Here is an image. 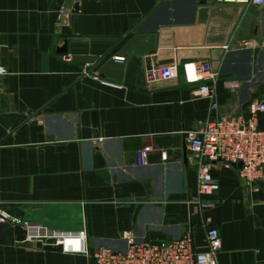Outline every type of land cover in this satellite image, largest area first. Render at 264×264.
<instances>
[{
	"label": "crops",
	"instance_id": "obj_1",
	"mask_svg": "<svg viewBox=\"0 0 264 264\" xmlns=\"http://www.w3.org/2000/svg\"><path fill=\"white\" fill-rule=\"evenodd\" d=\"M77 2V11H71ZM67 14V15H64ZM226 44V48L221 46ZM0 210L88 247L181 237L217 264H264V179L215 163L196 199L185 134L210 116L264 101V3L244 0H0ZM122 57L114 60L113 57ZM206 62L203 79L147 81L170 62ZM200 84L213 102L192 96ZM256 125L264 129V112ZM148 146L141 165L134 150ZM206 205H202L204 203ZM0 222V264H94L81 253L22 247Z\"/></svg>",
	"mask_w": 264,
	"mask_h": 264
},
{
	"label": "built area",
	"instance_id": "obj_2",
	"mask_svg": "<svg viewBox=\"0 0 264 264\" xmlns=\"http://www.w3.org/2000/svg\"><path fill=\"white\" fill-rule=\"evenodd\" d=\"M230 1V0H222ZM260 6L264 0H244ZM67 15V14H64ZM225 49L227 46H221ZM114 60L122 57L115 56ZM175 62L146 70L147 81L176 76ZM182 73L179 78L185 83H194L203 79L209 72L206 62L186 61L181 63ZM5 70L0 66V75ZM192 96H204L210 101V108L216 107L213 102L211 87L200 84L191 91ZM264 112L263 99H252L244 108L235 113H219L210 116L197 130L185 134L186 147L191 152L195 172L196 199L208 195L217 189V182L210 176L209 168L219 163L223 166H234L241 180L249 182L264 179V129L256 125L257 116ZM150 151L148 146L134 150L136 165H141L143 158ZM236 164H239L237 167ZM205 202L202 205H206ZM9 221L24 230V239L41 244L52 238L54 244H60L63 251L81 253L94 264H217L216 256L221 247L217 228L206 221L204 230V250H195L191 230H185L178 238L161 240H142L129 231L122 232V249H111L106 246L88 247L84 229L57 230L38 223L10 217L0 210V222ZM67 242L65 248L64 242Z\"/></svg>",
	"mask_w": 264,
	"mask_h": 264
},
{
	"label": "water",
	"instance_id": "obj_3",
	"mask_svg": "<svg viewBox=\"0 0 264 264\" xmlns=\"http://www.w3.org/2000/svg\"><path fill=\"white\" fill-rule=\"evenodd\" d=\"M79 8L77 7V2L73 3V8H71V11H77ZM0 56L3 60H5V50L2 48L0 49ZM182 63V62H181ZM181 63L177 64L176 66V83L173 87L177 88H185L186 85L184 83H180L179 81V75L182 73V67ZM238 167L239 164H236ZM14 234H15V240L17 241V244L22 247H29V248H38L42 250H51V251H61L62 246L60 244H54V239L49 238L44 241L43 244H41L39 241H36L34 243H31L30 241H27L24 239V230L19 226L15 225L13 227Z\"/></svg>",
	"mask_w": 264,
	"mask_h": 264
},
{
	"label": "bare ground",
	"instance_id": "obj_4",
	"mask_svg": "<svg viewBox=\"0 0 264 264\" xmlns=\"http://www.w3.org/2000/svg\"><path fill=\"white\" fill-rule=\"evenodd\" d=\"M64 246H65V248L67 247V242L66 241L64 242Z\"/></svg>",
	"mask_w": 264,
	"mask_h": 264
}]
</instances>
